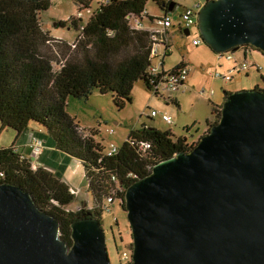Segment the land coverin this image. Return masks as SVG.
I'll use <instances>...</instances> for the list:
<instances>
[{
  "label": "water",
  "instance_id": "obj_1",
  "mask_svg": "<svg viewBox=\"0 0 264 264\" xmlns=\"http://www.w3.org/2000/svg\"><path fill=\"white\" fill-rule=\"evenodd\" d=\"M198 24L216 54L250 45L264 55V0H209ZM221 113L193 150L128 187L129 264H264V90L230 93ZM71 230L70 245L29 192L0 184V264H111L99 219Z\"/></svg>",
  "mask_w": 264,
  "mask_h": 264
},
{
  "label": "trees",
  "instance_id": "obj_2",
  "mask_svg": "<svg viewBox=\"0 0 264 264\" xmlns=\"http://www.w3.org/2000/svg\"><path fill=\"white\" fill-rule=\"evenodd\" d=\"M94 1L76 0L83 7L78 11H92L84 25H80L81 18L59 23L80 32L70 46L66 42L52 43L44 30L41 14L50 9V0H0L1 131L13 130L16 141L34 126L33 135L44 142V150L51 147L82 165L93 207L70 210L75 194L63 172L44 165L33 169L32 160L24 158L15 143L0 149V184H14L29 192L41 209L60 221L61 237L70 245L75 221L91 214L102 223L107 197H113V206L118 203L125 208L121 203L129 186L151 174L157 163L193 149L187 137L146 125L131 129L112 155L110 146L106 148L95 138L97 133L83 137L81 128L67 113L70 100H87L96 92L110 94L122 110L132 104L137 83L151 90L156 77L150 71L151 33L133 30L129 24V16L140 15L148 0H109L105 5L97 0L92 9ZM152 2L166 11L161 7L162 0ZM251 67L259 69L254 64ZM115 222L118 225L116 218Z\"/></svg>",
  "mask_w": 264,
  "mask_h": 264
},
{
  "label": "rangeland",
  "instance_id": "obj_3",
  "mask_svg": "<svg viewBox=\"0 0 264 264\" xmlns=\"http://www.w3.org/2000/svg\"><path fill=\"white\" fill-rule=\"evenodd\" d=\"M50 1V9L41 14L44 30L49 32L53 39L52 43L66 42L73 46L80 32L70 26L61 27L59 23L81 18L83 24L80 25H84L89 20L92 11L83 9L78 15V10L83 7H80L76 0ZM194 1L196 0H177L176 3L180 7H189L193 5ZM200 1L203 8L208 0ZM96 6L97 0L92 4V9H95ZM147 10L151 14L162 13L152 1L148 2ZM178 15L179 13L175 12L171 17L176 21ZM191 31L190 36L177 35L173 41V53L165 57L167 68L174 67L182 60L189 64L187 65L189 84L188 87L185 86L184 88L185 93L179 96L180 108L172 105L171 102L170 105H167V101H164L166 98L163 100L160 95L155 91L148 90L141 82L134 86L132 104H128L122 110L116 107L110 94L98 95L96 92L87 100L72 99L68 104L67 113L81 128L83 137L88 138L93 133H97L95 138L101 141L106 148L114 145L119 149L127 140L131 129L146 125L162 131L170 130L176 137H187L188 146L194 148L200 139L208 134L212 126L220 121L218 118L221 119L222 113L219 117V112H222L226 93L255 88L264 90V55L260 51L250 45L241 47L237 51L239 53L233 58L238 59L240 63L242 62L238 66L242 67L245 63L251 67L254 64L259 69L248 67V69L237 73L234 72L236 67L233 68V71L230 68L233 63L227 61L226 56L222 55L221 57V54L214 53L203 43L197 47L194 46L193 41L198 38V34L196 28ZM244 51L250 53L248 57L244 55L246 61L242 59L240 53ZM156 64H159V59L156 60ZM227 75H230L231 79L224 81L223 77ZM213 106L216 107L215 112H213ZM152 111L161 114L168 112V115L173 118V123L169 125L164 122L161 114L152 116ZM207 120H209L208 125ZM186 127H191V129L186 130ZM15 139L16 133L13 130L1 131L0 122V149L17 143L18 141ZM31 140L32 143L36 140L35 135L32 134ZM32 143L29 152L25 147L21 149L22 155L24 154L23 157L32 160L33 169H36L38 165H44L48 166L51 171L54 169L63 172L64 180L72 187V192L75 194V200L69 209L76 212L82 208L90 209L93 207V200L88 193L82 165L55 149H51V147H48L46 151L43 150L41 155H37ZM115 218L118 220V225H116ZM102 226L106 232L111 264L131 263L134 250L131 228L126 213L123 212L118 203L112 206L111 213L104 212ZM124 253L129 254L128 261H125Z\"/></svg>",
  "mask_w": 264,
  "mask_h": 264
},
{
  "label": "built area",
  "instance_id": "obj_4",
  "mask_svg": "<svg viewBox=\"0 0 264 264\" xmlns=\"http://www.w3.org/2000/svg\"><path fill=\"white\" fill-rule=\"evenodd\" d=\"M109 0H99L100 5H105ZM152 1V0H148ZM163 5L161 7L166 10L164 15L157 16L151 14L147 10V4L145 9L140 15H132L129 16V24L131 29L133 30H146L151 33V40H152V48L151 54L153 58V65L150 68L151 73L156 76L155 81L152 83V91H155L161 98L166 100L170 103L174 98L175 95L182 90H184L188 76L189 70L188 66L183 62L179 69L175 72L163 69V60L165 59L166 55H169L173 51V47L169 40V31L174 28V25L178 27L180 32L184 33V30L191 31L192 28L198 27V18L199 13L202 9V3L196 4L191 8H186L180 14L178 18V22L173 21L172 17L170 16V11L168 10L169 5L173 2L172 0H162ZM160 9V7H158ZM90 11V10H88ZM81 11H78V15ZM150 25V26H149ZM153 26V27H152ZM194 45L197 46L202 43L201 39H197L194 42ZM229 58H232L231 53L226 54ZM159 59L160 62L157 65L156 60ZM245 63H243L242 67L237 66L234 72H241L248 69ZM233 71V70H232ZM225 81L230 80L231 76L227 75L223 77ZM161 113L156 111H152V116H157ZM162 119L168 124L173 122V119L170 115L163 113ZM34 152L37 155H41L42 151L44 150V142L41 139H36L33 143ZM118 152L117 148L114 145H111L109 155L116 154ZM114 203L113 197H107L106 204H105V211L111 213L112 206ZM125 261H128L129 254L124 253ZM132 257V255H131Z\"/></svg>",
  "mask_w": 264,
  "mask_h": 264
},
{
  "label": "crops",
  "instance_id": "obj_5",
  "mask_svg": "<svg viewBox=\"0 0 264 264\" xmlns=\"http://www.w3.org/2000/svg\"><path fill=\"white\" fill-rule=\"evenodd\" d=\"M174 3H175V7H174V9H173V11H170V16L173 14V13H175V12H178L179 13V15H178V18H179V16H180V14L184 11V9H186V8H191V7H193V6H195L196 4H199V3H202L200 0H196V1H194V3H193V5H191V6H189V7H180L179 5H177V0H172ZM209 1V0H208ZM179 7V8H178ZM179 11H178V10ZM160 10V9H159ZM160 12H162L161 14H154V15H157V16H161V15H164L166 12H164V11H160ZM173 19V18H172ZM173 21H175L174 19H173ZM175 22H178V20H176ZM150 26V25H149ZM153 27V26H152ZM193 29V28H192ZM191 29V30H192ZM197 34H198V38L197 39H201V41H202V43H203V39H202V36H201V32H200V30H199V24H198V27H197ZM181 30H179L178 29V27L177 26H175L174 25V28H172L170 31H169V40H170V42H171V45H172V47H173V41H175V39H176V37H177V35H181V36H187L186 34H185V31L186 30H184V33H182V32H180ZM189 31V30H188ZM191 32L192 31H189V35L188 36H190L191 35ZM197 39H195V40H197ZM194 40V41H195ZM193 41V42H194ZM204 44V43H203ZM193 45H194V43H193ZM200 45V44H199ZM199 45H197V46H199ZM206 45V44H205ZM195 46V45H194ZM196 46V47H197ZM212 51V50H211ZM248 52V51H247ZM173 53V51L170 53V55ZM237 53H239V52H236L235 53V55L234 56H232V58H229L226 54H221V57H222V55L223 56H226L227 57V61H229L230 63H233V64H231V69L233 70V68L234 67H237L238 65H240L241 63L238 61V59H233L235 56H236V54ZM241 53V56H242V59H245L244 57V55H246V52L244 51V52H240ZM169 55V56H170ZM240 56V57H241ZM247 57H248V55H247ZM159 62H160V60H159ZM182 62H184L186 65H189L187 62H185V60H182ZM182 62H180L179 64H181ZM163 64H165L164 65V70H167V71H169V70H172V69H174V68H176L179 64H177V65H175L174 67H172V68H167V65H166V59H165V62H164V60H163ZM188 84H189V82L187 81V84H186V86L188 87ZM191 84V83H190ZM193 88H195V87H193ZM185 93V90H183V91H181L180 93H178L176 96H175V98L174 99H176L175 100V104H172V105H175V106H177L178 108H180L181 106H180V101H179V96L181 95V94H184ZM168 105V104H167ZM170 105V104H169ZM164 113H166V114H168V112H164ZM163 114V113H162ZM173 119V118H172ZM187 128V127H186ZM34 129H36V127H34L33 126V129L32 130H29V131H27L26 133H24L23 135H21L19 138H17V140L16 141H18L17 143H15L16 144V147H17V149H19L20 151H21V149L22 148H24L25 147V149L29 152L30 151V149H31V147H30V144L32 143V140H31V137H32V134H33V131H34ZM172 132V131H171ZM173 133V132H172ZM46 151V150H45ZM24 155V154H23ZM27 157V156H26Z\"/></svg>",
  "mask_w": 264,
  "mask_h": 264
}]
</instances>
